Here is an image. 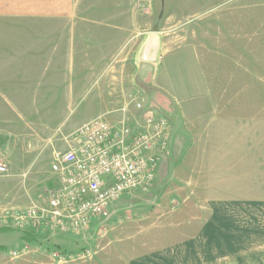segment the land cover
Wrapping results in <instances>:
<instances>
[{
  "label": "rangeland",
  "instance_id": "rangeland-1",
  "mask_svg": "<svg viewBox=\"0 0 264 264\" xmlns=\"http://www.w3.org/2000/svg\"><path fill=\"white\" fill-rule=\"evenodd\" d=\"M77 1L73 42L48 19L0 39V52L18 48L14 68L19 56L33 71L21 77L19 110L0 108L12 139L0 151L11 171L0 176V208L46 202L53 153L101 114L116 123L133 96L168 119L174 147L151 191L116 202L85 236L33 241L36 232L10 229L28 255L11 259L9 248L0 264H264V0ZM210 180L216 188L205 189Z\"/></svg>",
  "mask_w": 264,
  "mask_h": 264
},
{
  "label": "built area",
  "instance_id": "built-area-1",
  "mask_svg": "<svg viewBox=\"0 0 264 264\" xmlns=\"http://www.w3.org/2000/svg\"><path fill=\"white\" fill-rule=\"evenodd\" d=\"M128 105L140 115L129 118ZM171 136L168 119L146 110L144 101L133 96L116 123L99 116L71 134L65 140L66 150L53 153L48 200L32 202L25 209L0 208V221L11 223L2 227L85 236L94 224L110 218L116 202L151 191ZM10 175L9 166L0 160V176ZM28 250L26 244L8 254L17 259ZM53 257L64 259L56 252Z\"/></svg>",
  "mask_w": 264,
  "mask_h": 264
},
{
  "label": "crops",
  "instance_id": "crops-1",
  "mask_svg": "<svg viewBox=\"0 0 264 264\" xmlns=\"http://www.w3.org/2000/svg\"><path fill=\"white\" fill-rule=\"evenodd\" d=\"M77 3H78L77 0H0V39L5 40L7 38V35L5 34L6 32L4 33V31H7V34L10 35V39L19 40L18 38H20V34H21L20 29L22 27L24 28L38 27L39 25L38 23L41 22L40 20L48 19L47 22L48 24H50L51 29L52 28H56L60 30L69 29L70 30L69 33H66V31H63V32L67 35V39L69 40V42H73V40H77V37L76 35L71 33V30L73 29V27L77 25L79 26V23H80L77 21V17H78ZM29 20H39V21H29ZM52 23H54V26L51 25ZM50 26L44 27V28H50ZM6 43L10 45L7 41ZM10 49H11V52H7V53L0 52V65L3 66V63H7L8 64V65L6 64L7 66H11V68H8L7 70H4V69L0 70V74L3 75L2 77L4 79H7L6 83H9L10 85L9 87L8 85H6L7 87H5V84H4L5 82L1 83L3 81L2 80L0 81V108H4L5 110H15V109L19 110L20 108L19 92L21 91L26 92V89H25L26 81H21V77L22 76L24 77L27 76L29 78L33 77V75H31L33 71H29V74H28L27 73L28 71L21 70L19 56L17 59L16 67L14 68L13 66L14 60H15L14 57L19 52H16L18 51V48L17 50H15L14 45L13 46L11 45ZM68 55H69L68 60L70 61V57L72 60V54L70 53V51H68ZM66 72H67L66 73L67 76H73V74L74 75L76 74V73H73L72 70L69 71L68 69L66 70ZM39 76H42L43 78L45 77L44 74L43 75L39 74ZM121 85H123V83ZM14 92L16 93V96L18 98L13 94ZM176 103L177 102H175V105L178 107ZM99 116H102V114ZM13 120H14V117H11L12 123H13ZM15 121L16 122L19 121V115L15 117ZM3 127L4 125L1 124L0 125V151L2 149L8 148L10 145V140H12L9 134L6 133L8 131L4 130ZM171 127H172V136L170 139V143H169L167 151L165 152L163 158L160 161V164L162 161H164L165 158H167L168 155H170V152L174 147L173 143H174L175 129L173 128V126ZM219 151H221V153L225 152V150H222V149H220ZM0 160L4 162L1 159V157H0ZM157 174H158V171H157ZM211 181L212 180L205 181V185H204L205 189L216 188L217 185L213 184ZM208 182L210 184H208ZM222 187L223 185L221 184L220 188ZM239 199L240 198H237V200H235V202L233 203L235 204L237 203L236 205L244 204V202ZM250 201H251V204L255 203V199H251ZM250 201L248 200L245 202H250ZM209 203L212 206L213 204L222 205V204H225L226 202H223L220 200V201H215V202L209 201ZM114 206H112L111 211L113 210ZM240 211L241 209H239L238 207L237 209L234 210V212H240ZM8 231L13 233V230H10V229L9 230L7 229L6 231H2V232H8ZM14 235L16 234L13 233L12 237L6 240L5 244H2V243L0 244V252H7L9 248L14 249V250L21 249L25 244L28 245V243H26L25 235H23L22 233H17L16 238ZM36 235H38V233H36L35 236L32 235L35 238V240L33 241H37ZM14 238L16 240L18 239L19 242L16 243V241H12ZM31 243L33 244L34 242H31Z\"/></svg>",
  "mask_w": 264,
  "mask_h": 264
},
{
  "label": "trees",
  "instance_id": "trees-1",
  "mask_svg": "<svg viewBox=\"0 0 264 264\" xmlns=\"http://www.w3.org/2000/svg\"><path fill=\"white\" fill-rule=\"evenodd\" d=\"M7 230V228H1L0 229V232H2V231H6ZM9 230V229H8Z\"/></svg>",
  "mask_w": 264,
  "mask_h": 264
}]
</instances>
